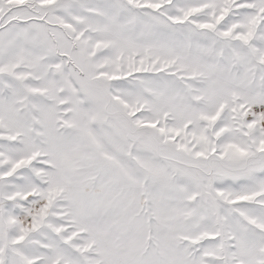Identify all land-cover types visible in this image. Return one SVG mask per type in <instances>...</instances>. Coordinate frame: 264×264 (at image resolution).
I'll return each instance as SVG.
<instances>
[{
  "label": "snow or ice",
  "instance_id": "6c2138e0",
  "mask_svg": "<svg viewBox=\"0 0 264 264\" xmlns=\"http://www.w3.org/2000/svg\"><path fill=\"white\" fill-rule=\"evenodd\" d=\"M0 264H264V0H0Z\"/></svg>",
  "mask_w": 264,
  "mask_h": 264
}]
</instances>
